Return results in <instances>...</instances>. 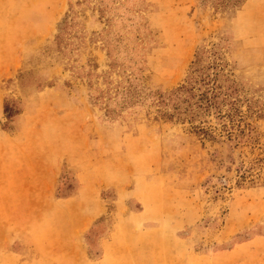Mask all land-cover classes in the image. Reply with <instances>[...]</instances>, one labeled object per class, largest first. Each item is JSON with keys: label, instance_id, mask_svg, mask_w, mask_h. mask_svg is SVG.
<instances>
[{"label": "rangeland", "instance_id": "rangeland-1", "mask_svg": "<svg viewBox=\"0 0 264 264\" xmlns=\"http://www.w3.org/2000/svg\"><path fill=\"white\" fill-rule=\"evenodd\" d=\"M0 264H264V0H0Z\"/></svg>", "mask_w": 264, "mask_h": 264}, {"label": "trees", "instance_id": "trees-1", "mask_svg": "<svg viewBox=\"0 0 264 264\" xmlns=\"http://www.w3.org/2000/svg\"><path fill=\"white\" fill-rule=\"evenodd\" d=\"M199 58L193 61L184 83L176 87L168 94H158L156 102L162 108L158 110L159 117L165 120H186L189 123L198 121L194 125V132L205 138H214L215 130L206 118L214 115L215 119L223 121L221 129L229 133L230 129L243 131L235 125V118L240 116L237 99L232 98V93L223 90L218 81L216 72L206 73L204 66L197 64ZM226 106L224 109L223 107ZM226 121V122H225ZM231 135V134H229Z\"/></svg>", "mask_w": 264, "mask_h": 264}, {"label": "crops", "instance_id": "crops-1", "mask_svg": "<svg viewBox=\"0 0 264 264\" xmlns=\"http://www.w3.org/2000/svg\"><path fill=\"white\" fill-rule=\"evenodd\" d=\"M28 203H25L26 205L29 204V199L26 200Z\"/></svg>", "mask_w": 264, "mask_h": 264}]
</instances>
